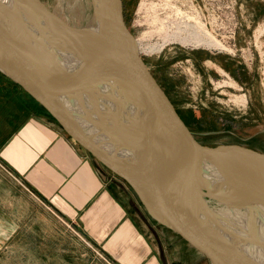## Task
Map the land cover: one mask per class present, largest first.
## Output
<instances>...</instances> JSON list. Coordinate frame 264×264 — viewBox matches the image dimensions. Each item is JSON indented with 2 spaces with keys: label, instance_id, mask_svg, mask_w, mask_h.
I'll return each instance as SVG.
<instances>
[{
  "label": "water",
  "instance_id": "95a60500",
  "mask_svg": "<svg viewBox=\"0 0 264 264\" xmlns=\"http://www.w3.org/2000/svg\"><path fill=\"white\" fill-rule=\"evenodd\" d=\"M93 2L95 25L76 27L42 0H0V71L125 181L152 220L211 264H264L241 241L209 230L194 214L196 206L210 223L218 222L207 200L232 211H264V153L198 142L142 59L123 0Z\"/></svg>",
  "mask_w": 264,
  "mask_h": 264
},
{
  "label": "crops",
  "instance_id": "0c3cea01",
  "mask_svg": "<svg viewBox=\"0 0 264 264\" xmlns=\"http://www.w3.org/2000/svg\"><path fill=\"white\" fill-rule=\"evenodd\" d=\"M161 242L125 181L0 72V264H199Z\"/></svg>",
  "mask_w": 264,
  "mask_h": 264
},
{
  "label": "rangeland",
  "instance_id": "374dc122",
  "mask_svg": "<svg viewBox=\"0 0 264 264\" xmlns=\"http://www.w3.org/2000/svg\"><path fill=\"white\" fill-rule=\"evenodd\" d=\"M42 1L73 26L95 25L93 0ZM126 2L131 4L124 11L127 27L138 40L142 59L183 122V117L193 118L191 128L185 125L195 139L210 148L236 145L264 153V0ZM224 3L231 8L206 9ZM152 222L168 252L184 263L211 264L183 239ZM156 231L152 228L157 236Z\"/></svg>",
  "mask_w": 264,
  "mask_h": 264
},
{
  "label": "bare ground",
  "instance_id": "6f19581e",
  "mask_svg": "<svg viewBox=\"0 0 264 264\" xmlns=\"http://www.w3.org/2000/svg\"><path fill=\"white\" fill-rule=\"evenodd\" d=\"M0 61H4V58L1 54ZM49 88L50 91L54 93V97L60 101L64 100V97L58 92L55 86L49 85ZM86 97L88 99L89 95ZM84 103L86 102L84 101ZM113 104L115 105V101H113ZM88 106L89 105H87V109L91 114L103 117L99 110ZM109 110L111 111L109 114L112 116V119L115 120V118L118 116L116 109L113 111V105H111ZM130 110L133 113H137L136 107L132 106ZM137 119L141 120L142 118L137 117ZM207 202L210 204L211 208L215 210V212L210 213V215H212V217L215 216L218 219V222L216 224L210 223V221L207 219L208 217L199 213L198 209H196L197 207L195 206L194 214L196 219L202 224L206 225V227H209V230L214 231L227 240L241 241L240 243L245 250L258 255V257L264 260V211H232L226 208L224 209V207L221 208L217 204L212 203L210 200H207Z\"/></svg>",
  "mask_w": 264,
  "mask_h": 264
},
{
  "label": "built area",
  "instance_id": "2783aa9c",
  "mask_svg": "<svg viewBox=\"0 0 264 264\" xmlns=\"http://www.w3.org/2000/svg\"><path fill=\"white\" fill-rule=\"evenodd\" d=\"M231 8L229 3H224L223 6H218L217 4H211L209 6L206 7L207 10L213 9V10H220V9H225L226 11L229 10ZM168 25V24H167ZM187 27V26H186ZM192 33H193V37L195 38L196 34H197V29L195 27H192ZM196 39V38H195ZM140 49V48H139ZM142 51H140L141 53ZM142 56V55H141ZM88 243V242H87Z\"/></svg>",
  "mask_w": 264,
  "mask_h": 264
},
{
  "label": "trees",
  "instance_id": "16d2710c",
  "mask_svg": "<svg viewBox=\"0 0 264 264\" xmlns=\"http://www.w3.org/2000/svg\"><path fill=\"white\" fill-rule=\"evenodd\" d=\"M48 113V112H47ZM48 115H49V117L54 121V122H56V120L48 113ZM183 119H184V121H185V123L191 128V121H192V117L191 116H189V117H183ZM57 123V122H56ZM129 186V185H128ZM130 187V186H129ZM157 223V222H156ZM165 229H167V228H165ZM168 231H170V232H172L171 230H169V229H167ZM173 233V232H172ZM175 234V233H174ZM175 235H177V234H175ZM178 237H180L179 235H177ZM181 238V237H180ZM182 239V238H181ZM185 243H187L185 240H183Z\"/></svg>",
  "mask_w": 264,
  "mask_h": 264
},
{
  "label": "flooded vegetation",
  "instance_id": "af4514ba",
  "mask_svg": "<svg viewBox=\"0 0 264 264\" xmlns=\"http://www.w3.org/2000/svg\"><path fill=\"white\" fill-rule=\"evenodd\" d=\"M123 5H124V11H125V10L127 11V8H129V7L131 6V4L127 3L126 0H123ZM125 19H126V21H128V20H127V17H126ZM126 24H127V23H126Z\"/></svg>",
  "mask_w": 264,
  "mask_h": 264
}]
</instances>
